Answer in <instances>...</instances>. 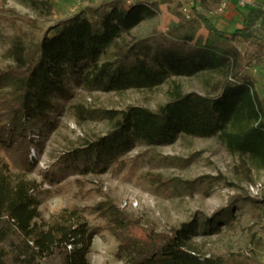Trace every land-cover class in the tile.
Masks as SVG:
<instances>
[{"label": "trees", "instance_id": "1", "mask_svg": "<svg viewBox=\"0 0 264 264\" xmlns=\"http://www.w3.org/2000/svg\"><path fill=\"white\" fill-rule=\"evenodd\" d=\"M157 9L155 1L132 4L120 10L118 25L130 29ZM192 10L191 17L181 16L155 44L148 43L151 37L136 40L124 49L118 63H101L96 74L84 81L103 84L106 90L151 89L169 74L220 71L226 78L219 84V93L211 97L183 92L174 83L169 100L157 110L130 105L117 112L77 106L82 118L103 115L114 118V125L106 134L65 152L57 168L43 173L45 182L53 184L68 173L98 172L118 164V156L134 138L162 144L172 142L180 132L218 136L231 152L264 166V96H258L249 76L240 74L242 56L232 43L234 38L250 37L249 29L264 24V8L249 9L243 27L231 33L219 29L194 6ZM52 29L54 33L39 42L13 41L7 50L13 63L0 66V151L7 156L0 162V264H89L86 255L91 237L101 229L120 237L119 251H127L134 264H252L237 255L201 258L185 246L194 223H182L173 235L157 234L138 228L109 200L86 208H64L43 226L36 224L41 202L38 184L24 177L33 165L29 156L32 129L53 127L54 96L65 94V71L82 58L96 61L115 35L83 12L57 22ZM85 211L97 212L105 219L104 226L90 228L83 217Z\"/></svg>", "mask_w": 264, "mask_h": 264}, {"label": "rangeland", "instance_id": "2", "mask_svg": "<svg viewBox=\"0 0 264 264\" xmlns=\"http://www.w3.org/2000/svg\"><path fill=\"white\" fill-rule=\"evenodd\" d=\"M42 2L0 0V66L13 63L7 55L13 41L20 39L26 45L39 42L44 35L54 33L52 26L57 22L77 12L85 13L92 22L106 26L115 35L101 49L96 61L82 58L74 68L65 71V94L54 96L53 127L32 129L34 141L29 156L33 165L24 177L38 184L41 202L34 219L36 224L43 226L64 208H86L109 200L123 209L138 228L157 234L173 235L182 223H194L185 246L201 258L227 259L237 255L252 264H264V194L252 196L247 187L264 176V166L231 152L218 136L180 132L172 142L162 144H147L134 138L131 146L118 156V164L111 163L98 172L68 173L53 184L43 177L44 172L57 168L69 149L106 134L114 125V118L103 115L82 118L77 106L117 112L130 105L157 110L169 100L174 83L183 92L212 97L219 93V84L226 78L220 71L202 70L193 75L169 74L151 89L106 90L103 84L84 81L86 76L96 74L101 63L115 65L124 49L138 39L151 37L148 43L155 44L163 32L177 24L181 16L185 17L184 6H194L219 29L231 33L243 27L247 11L258 4L241 7L233 2L234 19L224 18L226 7L222 12L216 11V0H164L157 2V11L144 15L134 27L123 29L117 22L120 10L150 0H135L132 4L115 0ZM248 32L250 37H237L232 43L242 56L240 74L253 80L255 92L262 97L264 24L259 23ZM2 160H7V156L0 151ZM83 217L90 228L105 224L97 212L85 211ZM120 242V237L109 229L98 230L91 237L88 263L134 264L127 251H119Z\"/></svg>", "mask_w": 264, "mask_h": 264}, {"label": "built area", "instance_id": "3", "mask_svg": "<svg viewBox=\"0 0 264 264\" xmlns=\"http://www.w3.org/2000/svg\"><path fill=\"white\" fill-rule=\"evenodd\" d=\"M118 2H122L124 4H132L133 1L135 0H115ZM144 1H148V0H144ZM161 2L164 0H150V2ZM236 4L238 6H245V5H249V6H253L254 4H258L257 6L263 7L264 8V0H235ZM227 5V0H219L218 6L216 8L217 12H222L224 11L225 7ZM183 14L185 15L186 18L191 17L192 15V7L190 6H184L183 8ZM248 191L249 193L253 196H260L262 194H264V176L262 178H260L259 180H256L254 183L249 184L248 186Z\"/></svg>", "mask_w": 264, "mask_h": 264}, {"label": "crops", "instance_id": "4", "mask_svg": "<svg viewBox=\"0 0 264 264\" xmlns=\"http://www.w3.org/2000/svg\"><path fill=\"white\" fill-rule=\"evenodd\" d=\"M216 1L219 2V0H216ZM233 2L235 3L234 0L229 1V3L227 2V5H226L227 9H226V12L224 14V18L226 17V18H234L235 19L236 16L234 15L235 13L233 12V7H232L233 6V4H232ZM239 28H241V26H239Z\"/></svg>", "mask_w": 264, "mask_h": 264}]
</instances>
